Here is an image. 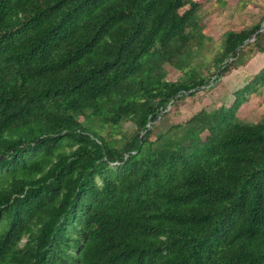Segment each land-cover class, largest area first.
I'll list each match as a JSON object with an SVG mask.
<instances>
[{"label":"trees","instance_id":"obj_1","mask_svg":"<svg viewBox=\"0 0 264 264\" xmlns=\"http://www.w3.org/2000/svg\"><path fill=\"white\" fill-rule=\"evenodd\" d=\"M203 2L0 0V264H264V116H236L264 62L167 124L264 56L263 14L192 65Z\"/></svg>","mask_w":264,"mask_h":264},{"label":"rangeland","instance_id":"obj_2","mask_svg":"<svg viewBox=\"0 0 264 264\" xmlns=\"http://www.w3.org/2000/svg\"><path fill=\"white\" fill-rule=\"evenodd\" d=\"M264 14V0H204L197 11L199 24L207 39L192 65L207 66L218 52L221 35L227 30H238L254 24ZM264 21V20H263ZM264 62V56L255 54L244 65L232 69L207 87L197 90L192 96H184L174 107H166L167 124L185 121L199 109L210 110L219 104L228 106L232 100L231 92L240 87ZM201 67V68H202ZM165 79L174 81L179 73L164 66ZM213 79V78H211ZM239 120L255 123L264 116V89L251 95L236 112ZM130 130V126H125Z\"/></svg>","mask_w":264,"mask_h":264},{"label":"water","instance_id":"obj_3","mask_svg":"<svg viewBox=\"0 0 264 264\" xmlns=\"http://www.w3.org/2000/svg\"><path fill=\"white\" fill-rule=\"evenodd\" d=\"M263 29H264V21L260 24L258 31H262Z\"/></svg>","mask_w":264,"mask_h":264}]
</instances>
